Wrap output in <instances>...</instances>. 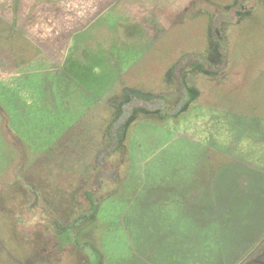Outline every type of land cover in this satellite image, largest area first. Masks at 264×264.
Segmentation results:
<instances>
[{"label": "rangeland", "instance_id": "1", "mask_svg": "<svg viewBox=\"0 0 264 264\" xmlns=\"http://www.w3.org/2000/svg\"><path fill=\"white\" fill-rule=\"evenodd\" d=\"M20 36L0 264H264V0H119L62 61Z\"/></svg>", "mask_w": 264, "mask_h": 264}, {"label": "crops", "instance_id": "2", "mask_svg": "<svg viewBox=\"0 0 264 264\" xmlns=\"http://www.w3.org/2000/svg\"><path fill=\"white\" fill-rule=\"evenodd\" d=\"M68 2L70 11L79 13V19L73 24L71 20L63 19L64 0H0V19L21 35L17 45L23 50L32 44L47 58L62 61L63 53L68 51L71 43H79L76 35L84 32L93 20L117 5L119 0Z\"/></svg>", "mask_w": 264, "mask_h": 264}, {"label": "flooded vegetation", "instance_id": "3", "mask_svg": "<svg viewBox=\"0 0 264 264\" xmlns=\"http://www.w3.org/2000/svg\"><path fill=\"white\" fill-rule=\"evenodd\" d=\"M109 152H111V151H107V153H105V155H107ZM102 154L104 155V153H102ZM105 155H104V156H105ZM104 156H103V157H104Z\"/></svg>", "mask_w": 264, "mask_h": 264}, {"label": "trees", "instance_id": "4", "mask_svg": "<svg viewBox=\"0 0 264 264\" xmlns=\"http://www.w3.org/2000/svg\"><path fill=\"white\" fill-rule=\"evenodd\" d=\"M217 18H218V16H217ZM232 18H233V17H232ZM233 19H234V18H233ZM236 20H239V18H237ZM103 153L105 154L106 152L103 151Z\"/></svg>", "mask_w": 264, "mask_h": 264}]
</instances>
